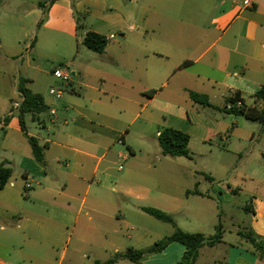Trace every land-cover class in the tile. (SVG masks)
<instances>
[{"label":"crops","instance_id":"crops-1","mask_svg":"<svg viewBox=\"0 0 264 264\" xmlns=\"http://www.w3.org/2000/svg\"><path fill=\"white\" fill-rule=\"evenodd\" d=\"M11 1L0 0V20L26 18L45 38L72 40L85 28L78 14L91 13L83 40L93 31L108 44L103 54L83 45L88 53L77 56L88 60H74L68 94L56 99L52 84L37 83L38 65L9 68L2 46L17 45L0 40V164L13 171L0 190V264H108L130 249L148 251L175 228L144 207L171 214L188 233L211 237L221 227L222 242L201 248L196 264H264L242 236L264 243V194L246 207L249 226L225 229L214 178L186 167L185 157L163 155L158 142L164 128L203 144L248 139L237 119L230 126L219 113L238 117L229 100L252 103L264 86V0H93L91 12L84 0H13L23 8L9 10ZM23 79L47 107L25 116L26 131L15 107ZM28 136L45 147L44 164ZM185 252L172 242L139 262L177 264ZM113 264L135 263L120 257Z\"/></svg>","mask_w":264,"mask_h":264},{"label":"rangeland","instance_id":"rangeland-1","mask_svg":"<svg viewBox=\"0 0 264 264\" xmlns=\"http://www.w3.org/2000/svg\"><path fill=\"white\" fill-rule=\"evenodd\" d=\"M84 1L86 8L91 12L93 0ZM6 5L9 10L10 8L16 9V7L23 8V5L15 3L13 0ZM78 16L80 23H83L85 28H82L78 37L72 40L64 34H51L50 37L45 38L44 30H39L40 26H36L33 30L29 24L30 20L26 18L18 19L12 15L9 19L0 20V40L17 45V49L11 46H2V54L15 61L14 63L10 62L9 68L15 72L14 66L17 62L26 64L30 60L40 68V71L36 73V76L39 77L37 83L40 86L45 87L52 84L54 87L63 89V95L68 94L67 87L70 84L55 78L52 71L61 69L70 71L72 74L71 64L76 58L79 63H85L88 60V58H84L85 56H77V54L84 53L83 55H86L88 53V50L83 46V33L88 24L94 20L91 18V13L84 12ZM32 44L34 45L32 46ZM35 46L36 49H34ZM3 68V59L0 58V69L3 70ZM25 69L23 68V70ZM22 81L20 85L27 87V82ZM207 109L212 114L217 113L210 108ZM219 114L221 121L230 126H232V118L237 119L240 133L248 136V139L239 142L235 138L230 139L232 136L228 135V142L216 139L211 144H203L197 139H192L189 144L192 158L182 161L186 167L196 169V172H205L214 178L217 189V195L214 198L222 212L221 223L224 228L246 227L249 226L253 218L252 213L247 211L246 207L252 204L255 198L264 194V124L250 121L242 116L231 117L225 113ZM35 127L41 130L37 123ZM118 148L127 150L124 145H120ZM229 186L235 192L231 193Z\"/></svg>","mask_w":264,"mask_h":264},{"label":"trees","instance_id":"trees-1","mask_svg":"<svg viewBox=\"0 0 264 264\" xmlns=\"http://www.w3.org/2000/svg\"><path fill=\"white\" fill-rule=\"evenodd\" d=\"M78 28H82L79 21ZM108 40L106 37L99 33L90 31L86 34L83 40V45L90 51L103 54L106 50ZM22 82H26L22 81ZM20 93L23 95V101L19 107V120L22 129L26 131L25 116L28 114H42L46 111L43 97L29 90L27 87L20 85ZM191 98L202 105L210 106L208 99L197 93H190ZM252 103H246L245 100L235 97L229 100L234 106L228 110L229 113L236 116H242L250 121L264 124V86L252 96ZM241 102L239 106L238 103ZM28 140L32 147V152L36 160L42 164L45 163L44 146H42L38 139L28 136ZM159 145L162 149V154L170 157H185L192 158L189 150L190 136L184 132L178 131L173 128H164L158 137ZM13 171L8 166L7 162L0 164V190L4 189L12 178ZM143 210L156 218L157 220L171 224L175 230L172 235L157 242L148 251H136L130 249L124 255H118L110 259L107 263L113 264L120 257H126L133 261L135 264H140V260L146 253H159L162 252L170 243L178 242L186 248V252L181 261L177 264H196L199 251L206 245L213 246L222 242L223 232L221 227H217V232L211 237H206L200 233H188L176 227L174 217L171 214L165 213L161 210L151 207H144ZM242 236L254 246L261 258H264V243L263 241L253 235L252 233H242Z\"/></svg>","mask_w":264,"mask_h":264},{"label":"built area","instance_id":"built-area-1","mask_svg":"<svg viewBox=\"0 0 264 264\" xmlns=\"http://www.w3.org/2000/svg\"><path fill=\"white\" fill-rule=\"evenodd\" d=\"M234 2H240V0H233ZM244 4L249 6L250 5V0H244ZM53 75L57 78L62 80L64 83H70L72 79V74L70 71H64L61 69H55L53 72ZM63 89L59 87H51L49 90V94L54 96L56 99H61L63 96ZM20 104H16L15 107H19ZM122 169V167H120ZM30 186V185H29Z\"/></svg>","mask_w":264,"mask_h":264}]
</instances>
